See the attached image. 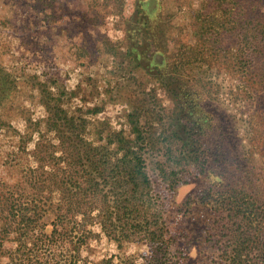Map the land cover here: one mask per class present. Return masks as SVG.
Masks as SVG:
<instances>
[{
	"label": "trees",
	"instance_id": "16d2710c",
	"mask_svg": "<svg viewBox=\"0 0 264 264\" xmlns=\"http://www.w3.org/2000/svg\"><path fill=\"white\" fill-rule=\"evenodd\" d=\"M146 1L136 0L131 23H143L149 32L151 23L142 16L149 13ZM198 1L199 8L190 12L195 43H176V63L171 64L166 49L167 25L159 19V40L153 35L155 41L148 40V49L138 53L135 47L143 41L139 33L135 47L128 41L122 56L136 69L149 62L156 73L142 67V78L153 79L171 93L175 124L163 133L148 135L140 106L133 103L136 107L128 115L133 138L102 123L86 134V117L80 110L70 113L64 108L62 91L55 95L50 85L17 80L0 70V127L8 126L9 118L25 117L18 149L34 164L19 162L20 178L14 184L0 182V264H38L30 255L33 248L56 242L67 245L64 264H83L81 249L93 236L87 230L92 225L117 248L146 246L139 262L120 257L122 264H264V183L253 179L213 106L182 75L196 56L204 62H246L241 75L256 95L258 109L253 114L264 126V65H252L264 62V0ZM148 2L156 4L154 14H167V0ZM109 45L105 41L103 47ZM162 68L170 74L160 72ZM49 83L55 85L52 78ZM28 88L37 90L35 99L46 113L42 121L26 118L15 101L16 91ZM34 133L38 140L26 152L25 142ZM44 134L54 135L57 144L45 140ZM257 138L264 146L263 129ZM256 148L264 157V150ZM150 153L162 160L154 162L153 179L147 169Z\"/></svg>",
	"mask_w": 264,
	"mask_h": 264
},
{
	"label": "rangeland",
	"instance_id": "374dc122",
	"mask_svg": "<svg viewBox=\"0 0 264 264\" xmlns=\"http://www.w3.org/2000/svg\"><path fill=\"white\" fill-rule=\"evenodd\" d=\"M166 3L167 14L157 11L154 14L156 4L146 1L145 10L149 13L145 15L144 12L142 16L151 23L148 32L143 23H131L136 15V0H0V70L17 80L31 78L50 85L49 91L55 95L62 91L64 108L70 113L80 110L79 114L86 117V134L94 124L102 123L114 132L121 131L124 136L133 138L128 117L136 107L133 103L140 106V121L147 134L163 133L175 124L172 119L175 101L171 93L153 79L142 78L145 67L150 74L156 73L151 67L149 69V62L141 63L144 71L140 72L131 59L122 56L127 53L128 41L134 46V38L139 37V33L143 41L141 47L134 46L138 53L148 49L147 41L154 40L153 35L159 40L158 19L167 25L165 41L171 64L179 58L176 43H195L190 12L199 8V1L167 0ZM147 32L152 37H148ZM105 41L110 43L107 49L103 47ZM197 58L202 57H193L196 61L186 67L187 74H182L183 78L191 80L213 106L222 122L221 127L228 129L235 153L243 165L252 170L253 179L264 183V157L256 148L264 150L257 138L264 126L253 114L258 109L256 95L245 85L241 75L246 62H204ZM252 65L257 69L264 62H252ZM160 72L170 74V70L164 68ZM50 78L55 85L48 84ZM173 78H176V71ZM13 96L25 110L26 118H31L32 122L44 120L45 109L35 99L36 89L17 90ZM90 110L97 112L92 116L88 114ZM24 118H9L8 126L0 127V182L14 184L20 178L16 168L19 162L24 165L26 160L34 166L32 157L28 155L27 158L18 149L19 135L26 131ZM44 136L45 140L57 144L54 135ZM37 140V133L26 140V152L33 150ZM87 140H92V135H87ZM156 161H162L159 154L150 153L147 169L152 179L155 178ZM87 230L92 231L93 236L87 247L81 249L83 264H109L107 261L122 264L120 257L139 262V256L147 251L146 246L140 244L117 248L98 225L89 226ZM30 255L38 264H64L69 251L66 244L56 242L33 248Z\"/></svg>",
	"mask_w": 264,
	"mask_h": 264
}]
</instances>
